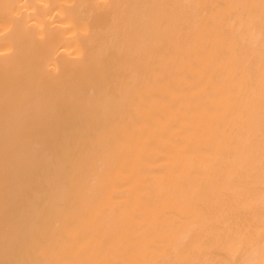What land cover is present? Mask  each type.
<instances>
[{"label":"bare ground","instance_id":"bare-ground-1","mask_svg":"<svg viewBox=\"0 0 264 264\" xmlns=\"http://www.w3.org/2000/svg\"><path fill=\"white\" fill-rule=\"evenodd\" d=\"M0 264H264V0H0Z\"/></svg>","mask_w":264,"mask_h":264}]
</instances>
